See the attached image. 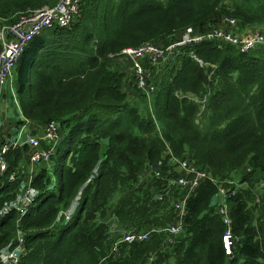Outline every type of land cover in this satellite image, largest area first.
I'll return each mask as SVG.
<instances>
[{
    "label": "trees",
    "instance_id": "trees-1",
    "mask_svg": "<svg viewBox=\"0 0 264 264\" xmlns=\"http://www.w3.org/2000/svg\"><path fill=\"white\" fill-rule=\"evenodd\" d=\"M58 2L0 0V25ZM223 2L83 0L68 28L46 30L27 44L15 66L17 92L30 121L60 123L52 161L62 158L63 165L59 185L49 188L50 171L40 170L35 186L41 195L21 225L28 254L18 264H264V48L241 52L214 42L182 47L177 62L156 70L151 102L133 85L148 102L146 116L126 90L127 47L165 46L187 27L205 32L222 17L236 18L240 28L264 26V0ZM192 53L207 65L200 66ZM168 148L224 186L236 187L237 195L227 199L239 238L233 256L217 210L221 197L214 202L218 184L211 180L190 195L184 231L174 243L155 233L111 254L123 230L176 222L173 203L186 191L167 187L166 179L140 183L147 163L157 162ZM28 150L9 153L11 166ZM17 185L0 190V208L15 199ZM162 190L165 198L158 200ZM64 210L72 212L70 220ZM17 221L16 212L1 220L0 254L15 247Z\"/></svg>",
    "mask_w": 264,
    "mask_h": 264
},
{
    "label": "built area",
    "instance_id": "built-area-1",
    "mask_svg": "<svg viewBox=\"0 0 264 264\" xmlns=\"http://www.w3.org/2000/svg\"><path fill=\"white\" fill-rule=\"evenodd\" d=\"M82 2L83 0H60L54 6L25 12L14 23L8 24L7 21H4L0 25V190L5 188L8 183L20 182L22 174L20 167L11 166L8 154L25 147L31 149L27 160L29 162V167L26 169L27 181L21 180L22 183L20 182L19 186L21 191L17 197L6 202L0 208V222L12 212L18 214L15 247L12 248L8 245L3 249L0 254L1 264H18L22 257L28 254L25 246L26 233L22 230L21 225L23 219L36 206L41 195V191L35 186L40 169L45 164L48 165L47 170L49 171L61 140L60 123L57 121L45 124L38 132L33 129L28 130L30 120L26 117L16 94L15 66L24 48L35 36L55 27L68 28L79 15ZM240 29L236 19L223 17L221 25L208 31L200 32L193 26H189L181 33L179 39L165 46L147 42L138 47H127L122 51V54L125 59L132 62L137 88L142 90L148 101L151 102L156 90L154 82L156 70L169 60L176 61L184 46L214 42L219 49L232 45L241 52H247L257 47L264 48V32L249 30L248 34L242 35ZM191 55L202 67L207 65L194 53ZM7 87L16 104L20 120L19 124L13 127L15 128L13 131H8L5 122L1 119V102L8 98ZM150 178L166 179L167 187L176 186L178 189L186 191V195L182 199L173 203L177 217L176 222L165 228H152L148 231L123 230L120 238L113 243L111 254L120 255L123 244L146 241L155 233H165L167 241L174 243L175 238L184 231V219L187 215V201L190 195L195 193L202 182L211 180L218 184L219 195L222 199L217 210L226 227L224 243L227 253L229 256L234 255L239 238L232 232V218L227 199L237 195L236 187L224 186L208 170L198 167L194 160L177 157L169 148L157 162L147 163L140 175V183ZM228 183L237 184L232 180ZM155 196L158 200H163L165 198L164 190L156 193ZM64 214L66 220H70L73 216L71 211Z\"/></svg>",
    "mask_w": 264,
    "mask_h": 264
},
{
    "label": "rangeland",
    "instance_id": "rangeland-1",
    "mask_svg": "<svg viewBox=\"0 0 264 264\" xmlns=\"http://www.w3.org/2000/svg\"><path fill=\"white\" fill-rule=\"evenodd\" d=\"M60 1V0H59ZM227 2V0H224L223 4ZM48 5H45L43 7H46ZM41 7V8H43ZM39 8V9H41ZM23 15V14H22ZM21 15L18 16V18L20 17ZM17 18V19H18ZM223 18V17H222ZM232 18V17H231ZM16 19V20H17ZM236 19V18H234ZM15 20V21H16ZM237 20V19H236ZM14 21V22H15ZM14 22H6L8 24H11V23H14ZM222 23V21H221ZM3 24V22H2ZM219 24V23H218ZM218 24H215V25H218ZM237 24L239 25V22L237 20ZM221 25V24H220ZM240 26V25H239ZM214 27H217V26H214ZM213 27V28H214ZM251 28V29H250ZM249 30H260L262 32H264V26L263 25H256V26H253V27H248V28H244V27H241L240 31H241V34L242 35H246L249 33ZM0 52H1V45H0ZM124 61L123 62V65L125 67V71H126V74H127V86H126V90H127V95H128V100L130 101V103L133 105V106H136L138 109H139V112L140 114L146 116L148 113H151V110L149 109V105H148V102L147 100L142 96V93L139 92L133 85L135 84L134 83V80H133V68L131 66V64H129L128 61L125 60H122ZM197 61V60H196ZM177 62V61H176ZM199 63V62H198ZM200 64V63H199ZM201 66V65H200ZM161 72H163V69H161ZM159 73V72H158ZM157 73V74H158ZM15 82V88H16V94H17V97H18V100L20 101V103L22 104V108L24 106L23 102L21 101V99L19 98V95H18V92H17V78L14 80ZM6 91H8V98L4 101L1 102V112L5 110V113L7 115H10V116H14L16 119H17V122L16 123H19L20 120H19V115H18V110H17V107H16V104L11 96V93L9 91V88L7 87L6 88ZM4 113V114H5ZM47 124V123H46ZM45 125V124H44ZM44 125H38L32 121H30V126L28 128V130H32V129H37L38 126H40L39 128V131L41 130V128L44 126ZM63 165V159L61 158L60 161L54 163V161L51 162V166L49 167V171L50 173H48L50 176H51V181L49 182V186L47 188H49L50 186L52 185H59L58 184V179H59V175H60V172H61V167ZM45 168V167H44ZM43 169V168H41ZM40 169V170H41ZM46 169V168H45ZM97 170V167L95 168V171ZM56 174V175H54ZM39 176V175H38ZM21 182V180H20ZM60 182V181H59ZM22 183V182H21ZM21 191V189L19 190V187L17 185L15 191H12L13 195L15 194V197H17L18 193ZM219 198L220 196H216V198L214 199V202H218L219 201ZM77 207V203H74L73 205V208H76ZM218 207V206H217ZM68 210H64L63 212H67ZM77 215V212L74 214V217ZM62 216V215H61ZM64 217V215L62 216V218Z\"/></svg>",
    "mask_w": 264,
    "mask_h": 264
},
{
    "label": "crops",
    "instance_id": "crops-1",
    "mask_svg": "<svg viewBox=\"0 0 264 264\" xmlns=\"http://www.w3.org/2000/svg\"><path fill=\"white\" fill-rule=\"evenodd\" d=\"M6 109H4L2 111V117H1V119L5 122L7 130L8 131H13V129L15 130V128H13V127L16 126V125H18L19 123H16L17 122V119L14 116H10V115H7L5 113V110ZM33 130L36 131V130H39V128L33 129ZM25 148H23V149H25ZM23 149H20V150H23ZM30 151H31V149L29 148V150L26 152L25 156H23V158H21L20 160H18V163L15 165L18 168L19 167L21 168L22 174H21L20 180H23V181L24 180L27 181V179H26V169H27V167H29V162L27 160H28V156H29ZM44 167L45 168H48V165L43 164L42 165V168H44ZM21 186L23 187V185H21Z\"/></svg>",
    "mask_w": 264,
    "mask_h": 264
}]
</instances>
